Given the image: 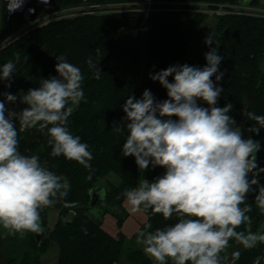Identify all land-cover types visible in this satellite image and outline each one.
<instances>
[{"label":"trees","instance_id":"16d2710c","mask_svg":"<svg viewBox=\"0 0 264 264\" xmlns=\"http://www.w3.org/2000/svg\"><path fill=\"white\" fill-rule=\"evenodd\" d=\"M105 3L143 2L144 0H100ZM241 0H153L154 10L146 17L143 11L118 13L104 16H85L64 18L39 27L19 38L0 52V68L12 60L15 71L11 80H0V101L5 102L4 93L15 95L22 90L40 87L43 79L58 76L55 71L56 56H63L69 63L79 67L84 76L82 88L85 99L69 117L67 127L81 142L89 145L93 159L89 162L91 170L75 161L51 156L47 130L43 133L38 128L19 132L18 150L24 155H38L40 162L58 175L65 176L70 182L67 197L41 211L44 228L40 241L35 233H26L23 238L5 235L8 239L6 264H42L41 257L53 246L59 248L57 264H155L146 256L142 248H133L129 244L136 240L137 234L146 223L151 224L150 231L174 225L177 217L165 220L161 215L146 214L147 220L131 238L121 231L113 237L103 228V221L91 215V191L103 190L105 196L93 208L100 209L103 215L111 214L117 220L121 230L129 218L124 207L123 192L137 187L142 179L149 182L165 173L160 166L140 171L135 157L123 156L122 146L126 141L127 131L118 132L115 126H123V105L129 96L140 99L145 89L151 91L157 101L168 99L167 90L150 79L155 74L173 65L192 64L206 66L205 53L216 47L205 44V39L212 36L218 42V54L224 57L219 70L224 73L220 81L212 77L217 86L224 90L218 98L217 107L231 103L230 115L237 126L243 124L247 129L259 127L246 116L252 112L264 115V18L248 15L228 14L214 17L203 13L161 11L158 3L162 2H207L212 4L238 5ZM81 0H53L56 11H61L80 4ZM252 6L264 7V0H252ZM163 7V6H162ZM0 26V41L7 39L24 26L22 16L16 15L10 20L7 14ZM201 50L202 60L195 55ZM19 57L17 60L16 57ZM91 57L99 67V79L94 77V70L86 63ZM169 82L173 77H168ZM10 84V87L7 86ZM202 107H209L198 101ZM172 119H178L172 117ZM251 133V138L258 141L257 166L264 168V128L259 133ZM120 178L117 185L101 186L110 175ZM91 177L90 179L88 177ZM264 172L257 177L259 185ZM252 175L249 174V180ZM256 191L249 192L246 203L252 206L250 224L242 225L237 231L260 232L264 223V212L255 204ZM75 203V207L72 204ZM243 207V205H241ZM58 211V219L51 229L48 225L50 211ZM72 214V215H71ZM256 218L260 221L255 224ZM87 230V234L84 233ZM239 250L241 255L235 264H253L256 257H262L264 264V244H257L252 249H244L235 241H230L228 254ZM168 264H172L168 261Z\"/></svg>","mask_w":264,"mask_h":264},{"label":"clouds","instance_id":"9594fccd","mask_svg":"<svg viewBox=\"0 0 264 264\" xmlns=\"http://www.w3.org/2000/svg\"><path fill=\"white\" fill-rule=\"evenodd\" d=\"M22 2L13 0L9 9L19 8ZM8 43L6 39L0 48ZM213 43L216 47H211ZM205 44L211 47L205 53L206 66L173 65L150 73V79L167 90L168 99L157 101L148 89L140 99L129 96L123 105V126H115L118 132L127 131L122 153L135 157L140 171L150 164L166 170L154 181L142 179L137 187L123 192L133 213L150 210L165 220L174 214L177 217L174 225L154 231L146 223L137 234L136 243L155 264H235L241 253L236 250L228 254L230 241L244 249L264 244V233L252 232L250 227L237 231L250 224L247 213L252 206L246 198L256 191L254 185L258 188L255 204L264 212V186L257 179L264 168L256 163L260 144L242 138L240 127L230 115L231 103L216 106L224 89L212 77L215 75L217 82L223 78L219 65L224 57L218 54L219 44L211 35ZM56 59L58 76L43 79L39 88L29 89L20 97L28 108L17 114L0 101V228L5 235L19 234L23 238L29 232L43 233L41 211L67 197L71 187L65 176L49 170L38 155H24L18 150L17 122L19 132L47 130L52 157L63 156L92 168L89 145L67 127L73 106L85 99L84 76L63 56ZM86 63L99 79L101 71L91 57ZM15 68L12 60L5 63L0 68V80L10 81ZM3 95L7 102L17 100L16 95ZM198 101L209 107L200 106ZM246 116L259 126L248 130L258 134L264 128V115L249 112ZM83 231L87 234L86 229ZM261 259L256 257L253 264H261Z\"/></svg>","mask_w":264,"mask_h":264},{"label":"built area","instance_id":"2783aa9c","mask_svg":"<svg viewBox=\"0 0 264 264\" xmlns=\"http://www.w3.org/2000/svg\"><path fill=\"white\" fill-rule=\"evenodd\" d=\"M0 2V18L5 12L8 20L16 15H20L25 23L22 29L7 38V40H9L7 47L29 32L53 21L64 18L104 16L133 11H143L147 17L154 10L153 7L155 5L153 0L119 3H105L100 0H81L80 4L76 6L56 11L53 0H47V2H45V0H23L22 5L15 10L9 9L13 0H0ZM158 5L161 6V8L157 10L161 11L203 13L212 17L240 14L264 18V7L252 6L250 3L228 5L207 2H162L158 3ZM5 40L0 41V43H3ZM5 48L6 47L0 48V52Z\"/></svg>","mask_w":264,"mask_h":264},{"label":"rangeland","instance_id":"374dc122","mask_svg":"<svg viewBox=\"0 0 264 264\" xmlns=\"http://www.w3.org/2000/svg\"><path fill=\"white\" fill-rule=\"evenodd\" d=\"M243 1L244 0H241L239 2V4H241ZM228 5H230V4H228ZM3 17H4V15H2L0 18V26L2 25ZM213 18L214 17L210 16L211 21L213 20ZM189 65L192 66L191 62ZM197 67H198V65H197ZM119 183H120V178L118 176L112 174L107 179L103 180V182L101 183V186L106 188L107 185H109V184L117 185ZM260 186H264V178L262 179ZM124 207L128 211V213H130L129 214L130 216L126 220V222L124 223L123 228L121 230L117 226V220L111 214L101 216L100 209L92 208L91 215L95 219H101L107 230H109V231L112 230L116 233L115 236H117L118 233L122 231L127 236L128 239H131L132 238L131 236L134 233H136V231H137L138 224H140V222H143L145 220L146 214L143 213L142 211L136 212V213L131 212V210H130V208L126 202L124 204ZM57 219H58V211H55V210L50 211V213L48 215V225L51 229L56 224ZM260 232L264 233V223L260 227ZM7 241H8V239L3 238L2 234L0 233V264H6V261H5L6 249L8 248ZM129 246H131L133 248H143L142 245H139L136 243V240L132 241L129 244ZM58 258H59V248H58V246H53L45 255H43L41 257L42 264H57Z\"/></svg>","mask_w":264,"mask_h":264},{"label":"water","instance_id":"95a60500","mask_svg":"<svg viewBox=\"0 0 264 264\" xmlns=\"http://www.w3.org/2000/svg\"><path fill=\"white\" fill-rule=\"evenodd\" d=\"M251 2H252V0H246V2L244 0L242 3H244V4L250 3L251 4ZM23 94H25L24 91H22V90L18 91L15 94L17 96L16 102H14V103L8 102L7 103V106H6V109L8 111H13V112L19 114L22 110L28 108L29 106L27 104H25V103H22L21 100H20V97ZM5 115L7 116V111H6ZM240 129H241V132H242V138H244V139L251 138V133L246 128V126L244 125V122H243V124H241ZM256 157H257V153H256ZM256 161H257V159H256ZM90 195H91V203H90V206L93 208L99 200H102L104 198L105 193H104L103 190L93 189L91 191ZM100 214H101V216H103V214L101 213V211H100ZM259 221H260V219L259 218H256L255 224H258ZM35 236H36L37 241H40L41 234H36L35 233Z\"/></svg>","mask_w":264,"mask_h":264},{"label":"crops","instance_id":"0c3cea01","mask_svg":"<svg viewBox=\"0 0 264 264\" xmlns=\"http://www.w3.org/2000/svg\"><path fill=\"white\" fill-rule=\"evenodd\" d=\"M202 55H203V53H202L201 50L197 51V53H196V55H195V59H196L197 61H201V60H202ZM124 204H125V203H124ZM129 214H130V213H129ZM146 220H147V216L145 217V220H144L143 222H140V224H138V228H137L136 233L140 230L142 224H144V223L146 222ZM103 228H104L109 234H111L113 237H118V235L115 236L116 233H115L114 231H112V230H110V231L107 230V229L105 228V226H104V223H103ZM136 233H134L131 237H133ZM118 234H119V233H118Z\"/></svg>","mask_w":264,"mask_h":264}]
</instances>
